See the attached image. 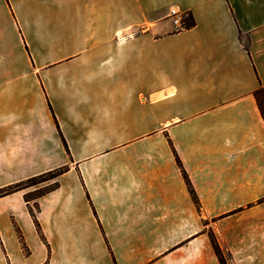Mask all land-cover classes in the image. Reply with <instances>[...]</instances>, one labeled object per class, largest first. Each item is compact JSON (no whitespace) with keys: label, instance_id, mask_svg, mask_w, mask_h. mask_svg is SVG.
<instances>
[{"label":"crops","instance_id":"obj_1","mask_svg":"<svg viewBox=\"0 0 264 264\" xmlns=\"http://www.w3.org/2000/svg\"><path fill=\"white\" fill-rule=\"evenodd\" d=\"M260 86L264 0H0V264H264Z\"/></svg>","mask_w":264,"mask_h":264},{"label":"trees","instance_id":"obj_2","mask_svg":"<svg viewBox=\"0 0 264 264\" xmlns=\"http://www.w3.org/2000/svg\"><path fill=\"white\" fill-rule=\"evenodd\" d=\"M195 24L196 23H195V20L193 18V15L191 14V12L185 11L183 14V17H182L181 28L189 29V28H192L193 26H195ZM254 96H255V99L257 101L261 115L264 119V87L260 86L258 89H256L254 92ZM65 147L68 151L66 143H65ZM179 164H180V162H179ZM66 170H67V166H61L59 168L41 173L39 175L29 177L23 181L7 185V186L0 189V197L7 195V194H10V193H13V192L18 191V190H23V189H26L28 187L35 186L39 183H43V182L51 180L52 182L50 184H47L46 186H44L42 188H37V189L25 194V200L27 202L34 200V199L44 195L45 193L55 189L59 184L58 181H56V178L59 175H61L63 172H65ZM182 171H183V174L186 176L184 170H182ZM37 209H38V206L36 203H34L33 206H29L30 214H31V216L35 222V226L37 228V231L42 238V233H41V230L39 227V223L36 219V210ZM211 242H212L213 248L215 250V253L219 259L220 264H227L226 260L223 256L222 250H221L216 238L212 235H211ZM24 248H25V246H24Z\"/></svg>","mask_w":264,"mask_h":264},{"label":"built area","instance_id":"obj_3","mask_svg":"<svg viewBox=\"0 0 264 264\" xmlns=\"http://www.w3.org/2000/svg\"><path fill=\"white\" fill-rule=\"evenodd\" d=\"M169 15L173 18V22L179 26L182 23V16L179 15V11L176 8H171L169 11Z\"/></svg>","mask_w":264,"mask_h":264},{"label":"rangeland","instance_id":"obj_4","mask_svg":"<svg viewBox=\"0 0 264 264\" xmlns=\"http://www.w3.org/2000/svg\"><path fill=\"white\" fill-rule=\"evenodd\" d=\"M183 14L184 13H182V17H183ZM127 36L128 35H130V34H126ZM50 50H52V49H50ZM52 181L51 180H49V181H46V182H43V183H39V184H37V185H35V186H31L30 188H42V187H44V186H46L47 184H50ZM33 195V194H32ZM238 211H240V210H238ZM211 235L212 236H214V234H213V232L210 230L209 231V236H210V239H211ZM215 237V236H214ZM217 240V239H216ZM218 242V241H217ZM212 243V242H211ZM219 244V243H218ZM220 246V245H219ZM221 248V247H220ZM221 250H222V248H221ZM222 253H223V256H224V258H225V260H226V257H225V255H224V252H223V250H222ZM226 263L228 264V262H227V260H226Z\"/></svg>","mask_w":264,"mask_h":264}]
</instances>
